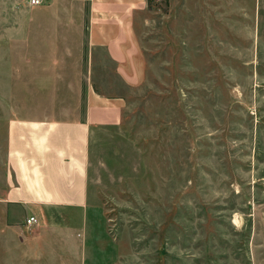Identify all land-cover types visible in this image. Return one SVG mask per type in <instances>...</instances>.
I'll use <instances>...</instances> for the list:
<instances>
[{
    "label": "rangeland",
    "instance_id": "rangeland-1",
    "mask_svg": "<svg viewBox=\"0 0 264 264\" xmlns=\"http://www.w3.org/2000/svg\"><path fill=\"white\" fill-rule=\"evenodd\" d=\"M79 3L0 0V115L58 51L86 61ZM135 31L134 83L94 50L122 116L92 135L84 264H264V0H149Z\"/></svg>",
    "mask_w": 264,
    "mask_h": 264
},
{
    "label": "crops",
    "instance_id": "crops-1",
    "mask_svg": "<svg viewBox=\"0 0 264 264\" xmlns=\"http://www.w3.org/2000/svg\"><path fill=\"white\" fill-rule=\"evenodd\" d=\"M84 1L71 4L80 14L68 26L83 31L86 61L78 48L58 51L37 72L51 79L36 85L22 81L20 99H2L17 108L0 115L5 140L0 264H84L92 135L118 126L122 116L121 98L94 92V50H102L115 73L134 83L139 74L135 30L149 0ZM30 216L37 225H25Z\"/></svg>",
    "mask_w": 264,
    "mask_h": 264
},
{
    "label": "built area",
    "instance_id": "built-area-1",
    "mask_svg": "<svg viewBox=\"0 0 264 264\" xmlns=\"http://www.w3.org/2000/svg\"><path fill=\"white\" fill-rule=\"evenodd\" d=\"M47 0H27V4L30 7H41L45 5ZM38 224V219L35 216L27 217L25 220V225L32 227Z\"/></svg>",
    "mask_w": 264,
    "mask_h": 264
}]
</instances>
